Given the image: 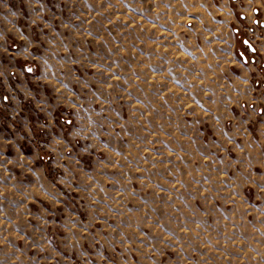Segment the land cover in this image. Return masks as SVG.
<instances>
[{
	"label": "rangeland",
	"instance_id": "374dc122",
	"mask_svg": "<svg viewBox=\"0 0 264 264\" xmlns=\"http://www.w3.org/2000/svg\"><path fill=\"white\" fill-rule=\"evenodd\" d=\"M227 8L0 0V264H264V100L247 135L232 94L260 55Z\"/></svg>",
	"mask_w": 264,
	"mask_h": 264
},
{
	"label": "crops",
	"instance_id": "0c3cea01",
	"mask_svg": "<svg viewBox=\"0 0 264 264\" xmlns=\"http://www.w3.org/2000/svg\"><path fill=\"white\" fill-rule=\"evenodd\" d=\"M227 2L231 13L227 15V21L235 22L240 27L238 30H231L227 28L228 37H232V48L235 46V33L237 32L240 37L251 36L256 44V51L259 53V61L250 64L242 62L234 57L232 63H236L238 69L243 75L234 78L238 82V89L233 91V101L235 102V108L240 109V105L244 102L243 110H239L238 119H240V132H246L248 135V119L254 118L256 106L259 105L261 100H264V0H224ZM233 5H232V4ZM233 7V8H230ZM258 23V26L254 24ZM230 27V24H228ZM231 52H233L231 50ZM240 52V50H239ZM244 77V79H243ZM234 82L232 81L230 86L233 89ZM258 94V96H257ZM261 95V96H260ZM255 98V104L252 103V99ZM238 105V106H237ZM231 106H229L230 109ZM241 114L246 115L245 120H241ZM259 132L264 136V127L259 128ZM250 134V132H249ZM250 139V138H249ZM251 139L252 136H251Z\"/></svg>",
	"mask_w": 264,
	"mask_h": 264
}]
</instances>
